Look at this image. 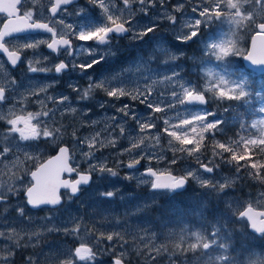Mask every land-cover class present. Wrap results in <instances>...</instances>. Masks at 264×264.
I'll return each instance as SVG.
<instances>
[{"label":"snow or ice","instance_id":"6c2138e0","mask_svg":"<svg viewBox=\"0 0 264 264\" xmlns=\"http://www.w3.org/2000/svg\"><path fill=\"white\" fill-rule=\"evenodd\" d=\"M75 0H49V19H34V12L25 8L27 0H0V53L5 54L7 60L0 63V105L7 104L14 94H18V88L23 87L22 84L11 76L10 68H14L22 60V49L33 50V57L38 59H29L27 62V71L31 73H48L54 71L56 74L66 73L68 71L80 70L86 73L102 62H106L109 57L117 54L112 44L114 40L128 39L130 42H143L144 38L155 33L160 28V21H166L169 25V31L172 35L171 41L164 40L161 37L149 54L147 61L143 57H138L134 66H130L120 72L103 79L94 80L89 77L86 87L79 88L75 85H69V88L77 94L79 101H89L94 98V94L102 92L107 98L112 100H120L127 97L132 101H138L151 110L152 114L163 113L166 110H173L177 106H184L188 115L179 120L177 124H170L169 120H164L165 127L163 133L167 134L169 148L175 152H184L188 156L201 153L205 147L204 141L206 135L215 137V134L222 131L221 125L227 121L217 118V112L208 111L207 108L197 107L198 105H207L209 101L215 102L219 107L224 101H242L249 104L253 96V92L249 90V82L247 77L240 76L237 79H231L229 75L223 73H215L211 69H203V75L200 76L203 84L193 83L191 80L185 79L186 75H191L192 69L186 68L181 61L192 63L193 68H202L204 58L208 60L227 61L233 56H243L250 65L264 72V0H197L195 6L191 7V17L185 18V9L187 5H192L193 0H178L175 4H170L169 0H122V7H117L112 0H88V3L101 10L102 20L97 22L84 15L85 9H78L76 15L80 16L81 22L73 25L66 23L64 19L58 18L61 11L67 12L68 5ZM37 0H33V4ZM248 5V8H245ZM162 9L155 19L150 18L148 23H141L136 20L137 11L148 16L150 9ZM22 9H24L22 11ZM213 23L219 25H228V32L223 33L218 40L201 41L203 47L200 49L201 57L195 55L188 56L183 48L177 45L190 46V42H195L200 36L201 27H208ZM56 25V26H53ZM59 26V28L57 27ZM255 29V33L251 39V48L243 50L238 47L240 29ZM43 31L50 35V42L39 40L28 42L10 50L7 46L6 37H14L21 33ZM73 38L79 42H93L92 45L84 43L73 45ZM46 45L51 54L57 57L63 52L66 60H59L52 67L47 66L49 56L40 55L38 53L41 45ZM83 56L80 60L78 57ZM160 57L163 64L171 68L170 74H163L160 79H152L151 75H145L144 85L140 86L138 81H128L129 73L141 70L150 72L148 65ZM39 65V66H37ZM199 75V73H198ZM150 81V83H149ZM131 83V87H129ZM167 84L171 86L170 96L172 100L165 102L163 99L164 92H159L158 98L153 99L156 92V85ZM54 85L42 84L38 89H31L28 97L34 98L36 103L41 106V111L26 115L17 114L14 104L6 113L0 112V121L5 122L8 127L0 135V215L13 211L17 214L18 222L30 224L31 217L27 215L26 208L30 206L32 209L48 207L51 211L57 206L62 205L64 196L68 200L77 197L82 190V186L89 185L93 179V175H99L102 178H120L127 181H135L138 185H145L151 192V204L156 203L158 196H169L180 194L185 190L191 181L202 189L201 198L196 201L194 211H198L203 217L206 213L211 214L216 223L211 225V232L195 231L191 233L193 242L185 244L184 235L179 236L178 243L173 244L171 254L183 256L188 252L198 255L195 257L199 264H233L227 251L230 247L229 241L231 234L229 228L232 224L244 221V227L251 228L252 232L248 234V242H264V193L260 194V198L255 202H240L225 200L229 196V190L234 186L231 178H223L222 180H214L203 178L197 172L189 169L182 175H175L171 171H156L148 168L146 172L137 177L134 172H125L120 177L119 169L127 168L129 170L136 169L142 159H164L163 155H157L150 151L151 149L160 147L161 134L157 130V134L143 135L151 129H156L155 122L157 117L149 115L141 119L132 111L129 104H124L116 108L117 115L110 117L112 123L106 122V127L95 131L88 137L78 136V129L73 128L71 138L76 146L87 145V151L81 149V154L86 158H94L96 151L102 148H115L120 137L129 139V147L120 150V155H128L131 157L126 163L122 159H118L114 166L106 163L98 162L96 164L89 163L86 171H78L77 168L69 164L70 156L75 149L63 143L64 135L67 128L55 119L59 108L52 110L47 109V105L40 99L42 94H47L49 89ZM179 89V91H177ZM255 97L264 104V90L254 93ZM28 97H21V100ZM46 99L51 100L57 105H64V112L72 115L79 113L85 118L88 126L96 125L95 120L88 121L91 109L78 110L70 105V97L61 94L59 97L47 95ZM31 102V101H30ZM20 103V101H17ZM163 105V106H162ZM101 109L106 107V102L99 104ZM225 112L229 108H224ZM257 111V109H253ZM260 113H264V106L258 109ZM64 112H61L63 117ZM41 117H48L51 123L43 121ZM211 118V119H210ZM128 119L133 120L138 126V132L135 136L128 132L126 125ZM123 120V123L120 121ZM33 121H36L35 123ZM245 129V125H240ZM251 128L257 129L259 136L243 137L239 140L223 143L216 141L213 145V155L223 157V153H229L228 163L235 162L236 172L239 173L243 168L248 171V175L255 180L264 183V162L253 159L254 155L264 158V117L253 120ZM189 132L195 135L189 137ZM104 139H100L102 135ZM41 137L57 143L58 154L35 167L34 171L27 170V161L34 160L30 153L22 151L27 146V142L35 141ZM175 142V143H174ZM192 147H188V146ZM243 148L242 154H238V150ZM219 149L220 151H216ZM23 157V158H22ZM241 161H245L241 164ZM175 164L176 159L170 161ZM199 167L206 173H213L219 165L203 163L197 157ZM76 172L77 177L74 180L63 179L64 173ZM149 177L150 179H146ZM66 191L65 194L60 193V189ZM119 190H110L100 192L99 195L105 198H114ZM23 197L24 205L17 206L10 210L13 197ZM215 199L219 204L226 205L222 212L219 207L212 205ZM149 203H145V207H149ZM220 213L217 220L216 214ZM7 221L8 216L4 215ZM51 223V217H45ZM6 230H0V238L12 242V246L8 248L6 253L0 252V261L8 264L9 258L14 255L13 249L19 246L23 239L21 232L11 224L5 225ZM81 226L76 224L75 227L69 229L67 226L48 227L47 225L39 226V229L30 233L25 232L29 240L33 237H40L43 232H60L65 235L79 234ZM94 233V230H93ZM94 244H89L83 240L74 248L68 251L59 252L55 259L51 260V264H90L95 262L97 257L102 254L100 244L102 241L112 242L114 240H123L120 233H99L93 234ZM127 241L120 246L124 247ZM26 246V245H25ZM219 248L224 254L210 256L208 250L213 247ZM95 249V250H94ZM169 251L167 246L155 248L157 254L161 251ZM107 251V249H104ZM251 252V248L246 249ZM113 264H124V253L115 254L113 249ZM207 256V259L203 257ZM155 259V257H150ZM26 264H38L32 256L27 258ZM175 264V261H173ZM247 264H264V255L256 258L250 257Z\"/></svg>","mask_w":264,"mask_h":264},{"label":"rangeland","instance_id":"374dc122","mask_svg":"<svg viewBox=\"0 0 264 264\" xmlns=\"http://www.w3.org/2000/svg\"><path fill=\"white\" fill-rule=\"evenodd\" d=\"M78 1V2H77ZM75 2L80 4H75V8L72 7L71 12L58 13V18H62L66 23H71L76 25L81 22V17L77 16L76 13L78 9L84 8V15L92 20L97 22L101 21L102 15L101 10L97 7L92 6L88 3V0H75ZM116 6L122 7V0H112ZM178 0H169L170 4L177 3ZM197 0H193L192 5H187L185 9V18L191 17V7L195 6ZM29 9L33 10L34 15L37 14L39 17H46V12L49 7V0H37V3L33 4V0H28ZM248 5H245V8H248ZM162 11V9H150L149 15L144 16L138 11L136 13V20L141 23H148L149 19H155L157 15ZM49 19V18H48ZM47 19V20H48ZM59 28V26H58ZM165 32V33H164ZM228 32V25H219L213 23L208 27H201L200 36L195 42H190L189 46L177 45V47L183 48L188 56L195 55L198 58L201 57L200 49L203 47L201 41L205 40H218L221 38L223 33ZM255 33V29H240L238 32L239 42L238 47L243 50H248V45L250 42L251 36ZM163 37L166 41L172 40L171 32L169 31V25L166 21H160V28L155 33V36L149 34L145 37L143 42H130L128 39H119L113 41V48L117 49V54L114 57H109L106 62H102L99 65L95 66L96 69L103 68V73L99 74L94 80L103 79L105 76H112L121 70L134 66L138 57H143L147 61L149 54L152 52L153 48L156 46V42ZM74 39V38H73ZM39 40H46L45 37H31L25 40H18L12 42V46L19 48L25 43L35 42ZM75 40V39H74ZM76 41V40H75ZM50 42V41H49ZM84 43L86 45H92L93 42H79L77 44ZM188 47V48H187ZM187 48V49H186ZM38 53L40 55L49 56L50 50H46L45 45L39 47ZM24 56L22 58L23 62L17 67L10 68L11 76L14 77L19 84H22L23 87L18 88V94H14L13 97L7 104L0 105V112L6 113L9 108L13 107L15 104V110L17 114L26 115L28 112H38L41 111V106L39 103L34 101V98L28 97L29 90L35 88L38 89L42 84H53L54 86L49 89L47 94H42L40 99L44 101L47 105V109L55 110L60 109L56 113L55 119L62 123L67 128V133L64 135L63 141L65 144L74 148L75 151L71 155V164L77 168L78 171H86L88 169L89 163L96 164L98 162L106 163L109 166H114L115 162L118 159H122L125 163L131 158L128 155L121 156L120 150L129 147V139L125 137H120L117 141L115 148L106 147L102 148L99 151H96L94 158H86L81 154V149L87 151V145L76 146L71 138V132L73 128L78 129V136L88 137L94 134L95 131L101 130L106 127L107 124H111L112 121L110 117L117 115L116 108L129 104L132 108V111L136 113L141 119L148 117L149 115H154L158 119L155 120L157 124L156 129L148 130L143 133V135H156L157 130H160L161 134V144L160 147L151 149L150 151L156 153L157 155H163L164 159H142L141 163L143 165V172L148 168H153L156 171H171L173 174L179 176L184 174L186 170H193L198 173L203 178L222 180L223 178H231L234 181V186L229 190V196L225 197V200L240 201V202H255L260 198V194L264 193L262 186H255V184H250L247 188H239L241 185L240 174H242V169L239 173L235 171H227V167L232 166L231 163H224L223 159L220 156L213 155V145L216 141L222 142V139L214 138L212 136L206 135L204 145L201 153H196L193 156H188L184 152H173L168 145V139L166 133H163L164 120H169L170 124L174 125L179 123L180 119L185 118L188 115V112L185 111L184 106H177L173 110H166L163 113L152 114L151 110L140 104L138 101H132L127 97L121 98L120 100H112L107 98L102 92H97L94 94V98L89 101H79L77 94L69 88V85H75L81 88V85L87 86L89 82V72L81 73L79 69L75 71L66 72V74H56L54 71L48 73H31L27 71V62L29 59H38L39 57H33V50H23ZM237 58L240 60L238 62ZM243 56H233L230 57L227 61H216L215 59L208 60L204 58V64L202 68H193L192 63L188 61H181L186 68L192 69L191 75H186L185 79L191 80L193 83L203 84V80L200 79V76L203 75V69H211L215 73H223L229 75L231 79H237L240 76L247 77L249 82V90L253 92V99L250 101L249 105L253 109H258L264 104L258 100L254 93L264 90V76L250 74V71L247 70L242 63ZM78 59L83 60L84 57L80 56ZM5 62L0 56V63ZM56 62L49 63L47 62L48 67H52ZM108 65H112L111 68H107ZM39 66V65H37ZM150 72L141 70L134 73H129L127 80L128 81H138L140 86L143 87L145 81V75H151L152 79H160V77L167 73L170 74L171 68L168 65L162 63L160 57L148 65ZM92 70V69H91ZM89 71V70H88ZM53 73L52 75H50ZM199 73V75H198ZM93 79V78H92ZM150 83V81H149ZM131 87V83L128 85ZM82 89V88H81ZM171 86L167 84H158L156 85V92L154 93L153 99L158 98L159 92H164L163 99L165 102L172 100L170 96ZM179 91V89H177ZM61 94L67 95L70 97V105L76 107L78 110L82 109H91V112L88 116V121L95 120L98 123L93 126H88V123L84 122L85 118L81 115L76 114L72 115L67 112H64V105H57L51 100L46 99L47 95H52L53 97H59ZM28 97L27 99L21 100V97ZM20 101V103H17ZM31 101V102H30ZM106 107L101 109L99 104L105 103ZM237 102L229 103L224 101L219 107L215 102L209 101L207 105L197 107L207 108L208 111L217 112V118L222 120H229L231 115H236L237 112ZM243 107H246L242 104ZM163 106V105H162ZM229 108L228 112L224 111V108ZM61 112H64L63 117H61ZM250 116L247 120H243L238 117V124H234L237 127L243 123L246 127L243 131L246 132L245 137H249L248 132H251L252 136H259L257 129L251 128V131H248V126H251L253 120L264 117V113L255 114ZM43 121H48L51 123L48 117H41ZM211 119V118H210ZM36 121H34L35 123ZM106 122V123H105ZM123 123V120L120 121ZM225 125V124H223ZM8 125L0 121V135L6 130ZM221 128H223L221 126ZM241 128V127H240ZM126 129L128 132L132 133L133 136L138 132V126L136 123L128 119ZM223 130H225L223 128ZM221 133V132H220ZM224 135L225 133H221ZM104 135L100 139H104ZM194 133L189 132V137L194 136ZM230 136V134L228 135ZM59 142V141H57ZM50 140H46L41 137L35 141L27 142V146L22 149V151H27L33 157L34 160L27 161V170L33 171L35 167L43 163L47 157L51 154L49 153V148L51 145H56ZM175 143V142H174ZM188 147H192L191 145ZM216 151H220L216 149ZM224 154V153H223ZM197 157L203 163H209L211 161L212 165H219L215 168L213 173H206L199 167L197 163ZM23 158V157H22ZM173 158L176 159V163H170ZM141 170V166L139 167ZM242 171V172H241ZM125 172H134L137 177L143 175L139 170L127 168H120L119 173L120 177H123ZM244 176V175H243ZM146 178V177H145ZM149 179V178H146ZM119 192L114 198H105L99 195L100 192L116 190ZM202 189L196 184L195 181H191V187L182 194L178 195V198H187L198 200L201 198ZM66 192L61 191V194ZM240 193V194H239ZM151 192L150 189L145 185H138L135 181H127L120 178H102L99 175H94L92 184L83 188L82 192L78 194L77 197H74L72 200H68L66 195L64 196L63 203L56 208L49 210L48 207H43L37 210L25 209L27 215L31 217L30 224H23L18 222L17 214L13 211L9 213H4L0 215V230H6L5 225L11 224L21 232L23 239L20 241L19 246L13 249L14 255H12L8 264H26L27 258L32 256L34 260H37L38 264H51V260L55 259L56 255L61 251H68L74 249L82 240L89 244H94L95 241L92 239V235L99 233H120L123 237V240H114L112 242L102 241L100 248L102 254L97 257L95 262H90V264H113V249L115 254L119 255L121 252L124 253V263L128 261H133L136 264V260L133 257L135 254L138 257H142V261L145 264H199L195 258L197 254L191 252L186 253L183 256H174L171 254L174 243H178L179 236L182 234L185 237V244L193 242L191 238V233L195 231H204L207 230V233L211 232V225L216 223V220L208 219L205 214L203 217L199 214L198 211L190 209L188 211L184 209L179 210V215L168 213L167 203L168 199H165L169 196H158L156 198V203L151 204ZM192 201V200H191ZM149 203V207H145V203ZM180 203V202H179ZM24 201L23 197H13L11 205L9 206L10 210L17 206H23ZM212 205L219 207L223 212L226 205L219 204L215 199L212 200ZM166 206V207H165ZM190 208L194 206L190 205ZM162 208V209H161ZM161 209V210H160ZM168 211V212H167ZM4 215L8 216L7 221L4 219ZM217 220L219 219L220 213L216 214ZM45 217H51L52 221L49 223ZM242 227H236L231 225L229 228L230 234L241 232L240 236L244 239V249L235 248L231 253L232 241H229L230 247L227 251V254L230 257V260L233 264H247V261L250 257L256 258L258 256L264 255V242H248L247 234H250L247 229L244 227L245 222L240 221ZM76 224L81 226L79 234L74 235H65L63 231L60 232H43V235L40 237H33L29 240L27 235H24L25 232H32L39 229L41 225H47L48 227H60L67 226L69 229L75 227ZM237 226V224H235ZM94 230V233H93ZM127 241L124 247L120 245ZM26 245V246H25ZM12 246L11 241H7L3 238H0V252L6 253L8 248ZM162 246H167L169 251H161L160 254H157L155 248H161ZM34 248V249H33ZM251 248V252L246 251V249ZM24 249H29L28 252H24ZM107 249V251H104ZM95 250V249H94ZM147 254V257H146ZM210 256H216L224 254L222 250L216 248L208 250ZM155 257L151 259L150 257ZM158 260L156 262L155 260ZM163 259V260H162ZM207 259V256L203 257ZM139 264V262H137ZM0 264H3L0 261ZM83 264V262H81Z\"/></svg>","mask_w":264,"mask_h":264},{"label":"trees","instance_id":"16d2710c","mask_svg":"<svg viewBox=\"0 0 264 264\" xmlns=\"http://www.w3.org/2000/svg\"><path fill=\"white\" fill-rule=\"evenodd\" d=\"M237 60H238V62H240V60L238 58H237ZM111 66L112 65H108L107 64V68L108 69L111 68ZM88 72L90 74L89 77L95 79L97 76H99V74L101 72L103 73V68L96 69V67H94L92 70L90 69ZM250 74H253V73L250 72ZM84 87H86V86L85 85H81V88H84ZM252 99H253V96L251 97L250 101H252ZM228 102L229 103L237 102L236 103L237 104L236 105L237 106L236 115L239 116L240 118H242L243 120H247L250 116L254 115L253 114L254 111L252 110V108L250 107L249 104H244L242 101H228ZM242 104H244L246 107H243ZM257 112L258 111H255V114H257ZM235 122H237V123H235ZM238 122L239 121H237V118H236V121H234V122L232 121V118H231L230 120H227V123H225V125H222L224 127V129L226 130L227 134L228 135L230 134L228 140L224 137V135H222V136L219 137V138L222 139V142L223 143H228L230 141L239 140L241 136L245 137L246 132L243 131L244 129H242L240 127H237V126L234 125V124L237 125ZM248 130H249V128H248ZM215 136H217V133L215 134ZM208 138H209V136H208ZM63 143H65V141H63ZM55 152H56L55 148H53V147H50L49 148V153L54 154ZM242 152H243V148L241 147L238 150V154H242ZM229 155H230L229 153H224L223 154V157L224 158H222V159H223L224 163H228L227 162V159L229 158ZM253 159L260 160V161L264 162V158L260 157L259 155H254L253 156ZM240 163L241 164H244L245 161H241ZM231 165L232 166L227 167V171H229V172L235 171L234 168H236L235 162H232ZM242 171L241 172H242V174L244 176L240 174V177H243V179H241V185H240L239 188H247V186H249L250 184H253V185L255 184V186H259L260 185L264 189V183H261L260 181L255 180L252 177H250L248 175V171H246L245 169L242 168ZM190 187H191V182L188 184V186H187L186 189L188 190ZM185 190L182 191L181 194L183 192H185ZM178 195H180V194H174V195H172L170 197L165 198V199H168V203H167V210H169V212L167 211L168 213L179 215V210L180 209H184V210L188 211L190 209H194L195 208L196 200H194L193 197H191V199H187V198H183V197L178 198L177 197ZM189 204L192 205V206H194V207L193 208L188 207ZM206 215H207V217H208L209 220L212 219V215L211 214H207L206 213ZM235 224H237V226ZM235 224H232V225L236 227V230H237V227H242L240 225V223H235ZM247 231H248V229H247ZM240 234H241V232H236V233H233V234L231 233V239H234V241H232V242L230 241L232 243L231 253L235 250V248H237V250L238 249H244V239L240 236ZM28 251H29V249H24V252H28ZM133 257H134V259L137 262H139V264H145L142 261V257H138L135 254H133ZM146 257H147V254H146ZM158 260H160V259H158ZM158 260L156 259L155 261L158 262ZM137 262H136V264H138ZM126 264H135V263L133 261H128Z\"/></svg>","mask_w":264,"mask_h":264},{"label":"flooded vegetation","instance_id":"af4514ba","mask_svg":"<svg viewBox=\"0 0 264 264\" xmlns=\"http://www.w3.org/2000/svg\"><path fill=\"white\" fill-rule=\"evenodd\" d=\"M77 4H80V3H77ZM76 4V5H77ZM75 4L74 5H72V6H70V7H67V11H69V12H71V9H72V7L73 8H75V6H76ZM25 8H27V9H29V3H28V0H27V3H26V5H25ZM24 9H22V11H23ZM47 14H46V17H39L37 14H35L34 15V19H42V20H45V21H47V19L49 18V12L47 11L46 12ZM0 16H3V14H0ZM2 23H0V28L2 27ZM53 26H56V25H53ZM58 27V26H57ZM50 35L51 34H49V33H46V32H43V31H33V32H26V33H21V34H18V35H16V36H14V37H11L10 39H8V40H6L7 41V46L9 47V49L10 50H14L15 49V47L14 46H12V42H14V41H18V40H25V39H27V38H31V37H45V39H46V41H50ZM76 44H77V41H75L74 39H73V45L74 46H76ZM45 47H46V45H45ZM46 50H47V48H46ZM23 56H24V53H22V58H23ZM67 59V57H66V55L65 54H63V52L57 57L55 54H51V53H49V63H53V62H59V60H66ZM19 64V63H18ZM19 65H21V64H19ZM18 65V66H19ZM17 67V66H16ZM68 72H70V71H68ZM53 73H51L50 75H52ZM63 74H66V73H63ZM57 143H60V142H57ZM53 148H57V144L53 147ZM93 178H94V175H93Z\"/></svg>","mask_w":264,"mask_h":264},{"label":"water","instance_id":"95a60500","mask_svg":"<svg viewBox=\"0 0 264 264\" xmlns=\"http://www.w3.org/2000/svg\"><path fill=\"white\" fill-rule=\"evenodd\" d=\"M2 27H3V25H2ZM1 27V28H2ZM254 35V34H253ZM252 35V36H253ZM8 37H6L5 39H7ZM251 39H252V37H251ZM251 39H250V42H249V46H248V50L251 48ZM1 55H3L4 57H5V59L7 60V57H6V55L5 54H2V53H0ZM243 64H244V66L247 68V69H249V70H251V71H254L255 73H264V72H262V71H260L258 68H256V67H254V66H252V65H250V63L248 62V61H246L244 58H243ZM201 106H204V105H201ZM58 153H56L54 156H56ZM54 156H52V157H54ZM52 157H50V158H52ZM49 158V159H50ZM70 164V163H69ZM146 171H144L143 172V174L145 173ZM73 173H71V174H69V173H64L63 175H66L67 177H70L71 175H72ZM62 178H63V176H62ZM78 178V177H77ZM64 179V178H63ZM66 179H69V178H66ZM87 186H89V185H84L83 187H87ZM62 190H65V189H63V188H61L60 189V192L62 191ZM30 207V206H29ZM249 229H250V231H252L251 230V228L249 227ZM125 264V263H124Z\"/></svg>","mask_w":264,"mask_h":264},{"label":"bare ground","instance_id":"6f19581e","mask_svg":"<svg viewBox=\"0 0 264 264\" xmlns=\"http://www.w3.org/2000/svg\"><path fill=\"white\" fill-rule=\"evenodd\" d=\"M78 2V1H77ZM77 2H74L73 4H71V5H68V6H66V7H70V6H72V5H74V4H77ZM165 33V32H164ZM252 37V36H251ZM251 39V38H250ZM249 46V45H248ZM102 73V72H101ZM253 116V115H252ZM254 117V116H253ZM232 118V121L234 122V121H236V118H237V121H238V117H237V115H231L230 116V118H229V120ZM234 119V120H233ZM235 123H237V122H235ZM248 128L250 129L251 127L250 126H248ZM140 166H142V163L140 162V164L139 165H137L136 166V170H139V167ZM34 171V170H33ZM72 180H74V179H72ZM82 188H83V186H82ZM83 190V189H82ZM82 190H81V192H82ZM80 192V193H81ZM240 194V193H239ZM34 249V248H33Z\"/></svg>","mask_w":264,"mask_h":264}]
</instances>
